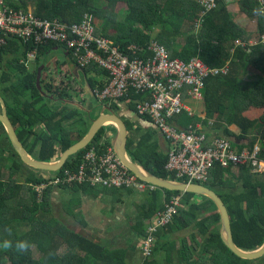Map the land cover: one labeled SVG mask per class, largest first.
I'll use <instances>...</instances> for the list:
<instances>
[{
	"label": "trees",
	"instance_id": "16d2710c",
	"mask_svg": "<svg viewBox=\"0 0 264 264\" xmlns=\"http://www.w3.org/2000/svg\"><path fill=\"white\" fill-rule=\"evenodd\" d=\"M236 1L242 12L257 21L256 29L235 21L227 10L226 0H220L216 9L203 16V5L199 0H7V4L14 10L28 11L31 8L43 19H58L67 24H79L89 16L98 35L111 38L121 50L132 56L129 46L149 49L155 38L169 48L173 57L191 60L200 56L208 64L220 67L230 63L229 73L208 78L200 98L186 100L192 113L183 111L177 123L184 128L189 125L196 128L200 123L205 139L225 138L234 150L240 152L259 143L260 159L264 160V16H257L253 11L264 9V1ZM121 2L127 5L123 18L117 10ZM157 24L162 25V29L154 35L152 26ZM254 39L256 43L252 42ZM64 47L57 43L41 47L37 64L44 62L47 65L48 53L63 52L66 60L61 64H73L72 52ZM26 54L27 48L24 50L16 40L8 41L1 48L0 94L29 154L39 161L54 162L86 134L63 125L69 120L73 123L82 120L80 107L72 93L79 95V91L70 78L62 80L58 87L44 79L43 83H47L54 99L43 95L36 86L38 68L29 71L25 64ZM137 55L150 54L138 52ZM251 64L260 68L261 76L246 84L244 75ZM79 71L86 77L84 81L89 90L104 86L97 78L106 75L102 69L90 67ZM133 96L143 98V94ZM130 104L135 109L133 99ZM111 109L117 113L120 110L116 105ZM201 111L205 112L204 116L200 115ZM141 117L151 120L149 116ZM127 124L131 131L128 150L133 160L160 177L188 181L166 169L168 152L161 150L158 142L153 140V131L138 135L137 130L132 131L135 124L130 120ZM231 125L237 126L239 133L233 131ZM108 132V127H104L88 147L71 156L62 169L50 172L49 181L60 179L61 183L49 185L41 196L33 185L48 180L34 169L26 175L23 169L27 166L11 149L14 154L11 167L0 169V242L4 239L13 243L28 240L40 256L34 257L33 247L23 255L0 249V264H127L128 250H134L149 237V221L164 210L165 203L175 195L181 196L182 205L171 222L151 232L155 241L149 256L142 253L145 257L142 264H264V256L245 260L232 253L220 235L221 220L216 204L212 199L192 192L150 188L148 184L144 189L148 193L146 200L136 202L131 216L127 217L126 232L130 238L127 249L112 250L60 222L51 208V196L56 187L73 194L64 211L84 225L83 216L75 207L82 195L94 198L110 195L121 201L124 195L134 192L129 188L91 186L87 181H67L70 175L79 174L83 155L88 149L95 146L101 152L106 150V145L110 144ZM1 134L7 137L0 123ZM201 183L217 191L225 202L237 246L244 250L260 247L264 243V173H254L250 165L234 167L217 163L210 170L208 179ZM191 226L197 230L189 236L176 237L177 233ZM5 227L11 228L10 236L4 231Z\"/></svg>",
	"mask_w": 264,
	"mask_h": 264
},
{
	"label": "built area",
	"instance_id": "2783aa9c",
	"mask_svg": "<svg viewBox=\"0 0 264 264\" xmlns=\"http://www.w3.org/2000/svg\"><path fill=\"white\" fill-rule=\"evenodd\" d=\"M219 1L199 0L203 5L202 16L216 9ZM11 40L19 42L24 50L27 48V66L37 62L41 47L51 43L65 45L66 51L72 52L74 63L61 64V61L59 65L55 64L54 69L51 67L52 72L46 70L44 77L48 83L54 82L57 87L62 80L70 78L76 83L75 88L82 97V103L86 106L88 104V108L94 101L97 102V108L112 111L113 105L121 108L123 103L131 105L133 99L136 113L140 117L149 116L154 128L168 142L165 167L176 176L185 177L189 182L201 183L208 179L210 170L217 163L234 167L250 165L254 173H264L259 143L252 149L246 148L240 152L234 150L230 141L225 138L205 139L200 123L196 128L192 125L184 128L177 123L183 111L192 113L186 100L200 98L208 78L229 73L230 63L220 67L208 64L200 56L191 60L173 57L169 48L155 38L149 49L129 46V51L134 55L132 56L121 50L111 38L98 35L89 16H85L79 24H67L58 19H43L31 9L14 10L8 6L7 0H0V51ZM138 52L150 55L136 56ZM71 66L82 71L90 67L102 69L106 72L101 80L104 86L88 89L89 91L80 87ZM132 94H143V98H135ZM107 136L110 144L106 145V150L101 152L95 146L88 149L83 155L79 174L70 175L67 181H87L91 186L97 187L144 190L149 183L140 180L122 163L115 151V144L110 141L112 134L108 132ZM44 178L48 182L33 185L39 196L49 185L58 186L61 183L60 179L51 182L50 178ZM149 185L150 188L155 187ZM181 205V196H172L165 203L164 210L157 212L149 221V237L140 246L145 257L151 254L155 241L151 232L171 222Z\"/></svg>",
	"mask_w": 264,
	"mask_h": 264
},
{
	"label": "crops",
	"instance_id": "0c3cea01",
	"mask_svg": "<svg viewBox=\"0 0 264 264\" xmlns=\"http://www.w3.org/2000/svg\"><path fill=\"white\" fill-rule=\"evenodd\" d=\"M53 54L55 56L51 58V55ZM64 55L65 54H60V53H48L46 57L47 59L45 58V60L47 61L44 60L45 62H48L49 60V62L46 65V67L48 68L45 67L44 70L42 71V80H41L42 91L46 93L45 96L52 98V99H54V94L50 92V90L47 88V84L43 83V80L45 79L44 75L46 73V70H48L49 68L53 67L54 69L55 64H57V61L61 62V61H64V59L66 60ZM41 65L42 64L40 63L38 64L37 66L38 69L36 68L37 72ZM71 71L74 74V77L76 81L78 82L79 86L83 87L82 84L79 82V80L81 79V72L79 71V69L73 68L71 66ZM85 78L86 77H84V79ZM97 78L99 79V81L102 80V77H97ZM188 105L191 107L189 103ZM82 109L88 111L86 113L84 112L85 116L84 118L82 117V120L80 121L82 123V126L77 125V123L75 122L73 123V120H69L63 124L65 128L73 129L74 132L77 131L79 133L87 134L90 126L87 125L85 117L87 116L88 119L90 118L89 120L94 121L103 112V109L97 108V105L95 107H93V105H89V108L82 107ZM98 109H100L101 111L100 113L99 112L97 113ZM199 109H202V108H199ZM0 111H1V105H0ZM134 111L135 110L133 106L123 103L118 112L121 115V117L126 120V122L130 120V122L135 124L134 128L137 127L136 129L138 130L135 132L139 133L138 135L144 134L149 130L153 132L156 131L157 132L156 141L158 142L159 148L165 152H168L169 144L164 139L162 134L156 128H154V126L148 123V121L145 120L144 118L136 117ZM204 114L205 112L204 113L202 111L200 112L201 116H204ZM138 126H140V128H138ZM230 128L233 131L239 133V128L237 126L231 125ZM109 133L113 134L111 131H109ZM0 136L2 137L4 135L1 134ZM5 138H6V135H5ZM242 142H244V140ZM57 191L58 192L52 193L53 198L51 196V200H53L54 202L56 201L57 203H60L59 201L61 200L62 196L67 195V197L64 196V198L68 201L67 202L68 204L73 194L69 190L57 189ZM134 194H135L134 192H131L130 194L124 195L121 201L114 200L110 195H100V197H97V198L82 195L80 198V202L76 204L75 207H76V211H79L82 214L83 219L86 224L85 225L82 224L78 220H75L74 218H72L70 215L67 216L69 219L66 218V220L70 224V227L73 230L84 235L87 238L92 239L93 241L99 242L107 246L108 248H111L112 250L127 249L128 246L126 244H127L128 238L125 236V239H124V237L122 236V233L124 232L126 233V228L128 227L127 217L131 216L134 210L135 203L137 201H140L139 198H136L137 196H135ZM133 197L136 198L135 203H133V200H131L133 199ZM130 206H133L132 207L133 210ZM122 212L124 213L122 214ZM193 227L191 226L189 229L193 230ZM141 253L142 252L140 250L139 245H137L134 250L129 249L127 256H126L127 264H134L137 258L142 257ZM162 257H165L163 253H162Z\"/></svg>",
	"mask_w": 264,
	"mask_h": 264
},
{
	"label": "water",
	"instance_id": "95a60500",
	"mask_svg": "<svg viewBox=\"0 0 264 264\" xmlns=\"http://www.w3.org/2000/svg\"><path fill=\"white\" fill-rule=\"evenodd\" d=\"M45 67L46 64L43 63L37 72L36 86L40 91H42V71ZM42 94L46 95V93L43 91ZM0 105V123L3 125L6 131L7 137L10 141L12 148L15 150L20 160L27 167H31L32 169L38 171L56 172L64 167V165L71 156L87 148L88 145L96 138L100 130H102L105 126H114L117 130V138L115 141V151L117 153V156L135 176L137 175L140 180L152 184L156 187L182 192H192L212 199L216 204L217 212L220 215V235L227 248L236 256L245 260H256L264 256V243L260 247L253 250H244L237 246L233 237L231 218L228 208L217 191L205 184L198 182H189L179 179L160 177L154 174L153 172L147 170L136 160H133L128 150V142L130 138L129 126L126 120L122 118L119 113L113 112L111 110H107L108 113L103 111L102 114L92 122L87 134L80 141L73 144L66 151H64L63 154L59 157V159L54 162H43L35 159L26 150L25 146L23 145L16 132L13 123L11 122V119L8 115L6 102L1 96V94ZM134 113L136 117H139L138 114H136V111H134ZM148 123L153 126L152 121H148Z\"/></svg>",
	"mask_w": 264,
	"mask_h": 264
},
{
	"label": "rangeland",
	"instance_id": "374dc122",
	"mask_svg": "<svg viewBox=\"0 0 264 264\" xmlns=\"http://www.w3.org/2000/svg\"><path fill=\"white\" fill-rule=\"evenodd\" d=\"M228 1V4H227V10L231 13V15L233 16V19L235 21H237L238 23H240L241 25H245L246 27H249V28H253L252 30L256 29L257 28V21L256 20H251L244 12L241 11L238 3L236 0H227ZM263 2V0H261ZM106 2L104 1L103 2V5L106 6L105 4ZM117 10L118 12L120 13V18H123L125 17V14H126V10H127V5L123 2L119 3L118 6H117ZM231 10V11H230ZM162 29V25L160 24H157V25H154L152 26V32L154 35L158 34L159 31ZM253 43H256V39L252 40ZM55 55H51V58L54 57ZM38 64L37 62H34V63H31V65L29 66V71L31 72H34L37 68ZM52 69L49 68V71L48 72H52L51 71ZM45 76V75H44ZM261 76V72H260V68L255 65V64H251L250 67L248 68V72L244 75V83L248 84V83H252L256 78H260ZM81 83H84V77L82 76L81 74V79H80ZM72 93L74 94L75 96V102L77 103L78 107H82V105L84 106V104L82 103V97L81 95L75 93L74 91H72ZM79 96L81 99H79ZM92 104H93V107H95L97 105V102H94L92 101ZM55 105V104H54ZM88 106V104H87ZM98 106V105H97ZM85 108V107H84ZM96 109V108H95ZM79 110L81 111V114H80V118H84V112H88L87 110H81V108H79ZM100 113V109H98L97 113ZM90 119V118H89ZM87 118V116L85 117V120L87 122V125L88 126H91L92 124V120H89ZM77 125H80L82 126V123L80 121L77 122ZM86 129V128H85ZM108 130L111 131L113 134H112V137H111V143H114L115 144V141H116V138H117V130L116 128L114 127H108ZM156 134L157 132L154 131V138L153 140H156ZM12 146L9 142V140H7L5 138V136H0V169L3 168V169H9L12 165V160H14V154L12 152ZM24 173L26 175H28L32 168L31 167H24ZM42 174V176L46 177V178H51L52 175L51 173L49 172H44V171H40ZM57 189H60L58 187L55 188L54 192H58ZM134 195L137 196L136 198H139V200H146L147 196H148V193L147 191L145 190H135L134 191ZM67 197V195H64ZM64 196H62L61 200L59 201L60 203H57L56 201L54 202L53 200H51V205H52V212L55 214V216H57L58 220L60 222H62L63 224H66L67 226L70 227V224L67 222L66 218H68V214L64 211V207L67 205V200L64 198ZM69 197V196H68ZM53 198V196H52ZM136 198L133 197V203L136 202ZM140 201H137V204H139ZM131 208L133 206H130ZM133 210V208H132ZM124 212H122L123 214ZM69 219V218H68ZM197 229H195L193 227V230L192 229H186V230H183L179 233L176 234V237L178 236H189V234L192 232V231H196ZM122 236L124 237L125 239V236L129 239L130 241V238H129V232H124L122 233ZM200 240L202 241V238L200 237ZM127 245V244H126ZM181 245V242L178 243V246L180 247ZM33 255L34 257L36 258H39L40 254L38 253V250L36 247H33ZM141 258H137L136 259V262H134V264H142L143 260L145 259V257L142 255L141 253Z\"/></svg>",
	"mask_w": 264,
	"mask_h": 264
},
{
	"label": "clouds",
	"instance_id": "9594fccd",
	"mask_svg": "<svg viewBox=\"0 0 264 264\" xmlns=\"http://www.w3.org/2000/svg\"><path fill=\"white\" fill-rule=\"evenodd\" d=\"M253 11H254V14L257 15V16H264V9H254ZM82 107L87 108V106L85 104H84V106L82 105ZM82 107L80 106L81 110L83 111ZM106 113H108V112H106ZM141 118H143V117H141ZM144 119L147 120V121H151V120L146 119V118H144ZM105 127H114V126H105ZM4 231L9 236L12 234V230L9 227H5ZM139 246H141V243H139ZM32 247H33V245L28 240H18L15 243H13V241L10 240V239H4L2 242H0V249H3L5 251L14 250L18 255L26 254ZM51 255H52V253L50 252L49 256H51Z\"/></svg>",
	"mask_w": 264,
	"mask_h": 264
},
{
	"label": "flooded vegetation",
	"instance_id": "af4514ba",
	"mask_svg": "<svg viewBox=\"0 0 264 264\" xmlns=\"http://www.w3.org/2000/svg\"><path fill=\"white\" fill-rule=\"evenodd\" d=\"M79 82L81 83L80 80H79ZM81 84H82V86H83L82 88H84L85 90L89 91V90H88V89H89V86H88V84H87L85 81H84V83H81ZM136 128H137V127L133 128L132 131H133V130H137ZM137 131H138V130H137Z\"/></svg>",
	"mask_w": 264,
	"mask_h": 264
}]
</instances>
